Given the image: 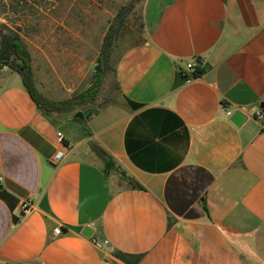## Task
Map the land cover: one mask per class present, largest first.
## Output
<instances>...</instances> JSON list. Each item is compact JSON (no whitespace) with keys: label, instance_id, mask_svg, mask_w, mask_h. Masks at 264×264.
Masks as SVG:
<instances>
[{"label":"crops","instance_id":"1","mask_svg":"<svg viewBox=\"0 0 264 264\" xmlns=\"http://www.w3.org/2000/svg\"><path fill=\"white\" fill-rule=\"evenodd\" d=\"M141 20L82 120L0 67V264H264V0H143ZM24 43L46 99L90 84V65Z\"/></svg>","mask_w":264,"mask_h":264},{"label":"rangeland","instance_id":"2","mask_svg":"<svg viewBox=\"0 0 264 264\" xmlns=\"http://www.w3.org/2000/svg\"><path fill=\"white\" fill-rule=\"evenodd\" d=\"M142 1L0 0V34L18 31L23 41L62 52L68 61L80 59L90 65L92 78L103 38L117 14L124 13L112 57L142 41ZM68 28L74 35L61 32Z\"/></svg>","mask_w":264,"mask_h":264},{"label":"trees","instance_id":"3","mask_svg":"<svg viewBox=\"0 0 264 264\" xmlns=\"http://www.w3.org/2000/svg\"><path fill=\"white\" fill-rule=\"evenodd\" d=\"M123 14H117L112 22L110 23L107 32L103 38L102 45L100 47V52L94 66V73L91 78L90 84L72 96L71 98L51 101L46 99L36 88L33 80V72L31 67V55L27 50L25 43L18 31H11L9 34H0V67L8 66L15 71H17L21 77L23 84L27 91L29 92L31 98L36 103L38 108L44 113L52 112H76L79 110H89V115L95 110V99L100 92V87L105 74L113 69L116 57L113 55V41L116 38L117 32L119 31L122 22ZM141 20V29H142ZM138 43V42H136ZM135 44V43H134ZM203 68L200 65H196L195 75L201 74ZM88 115V116H89ZM75 120H79L74 118ZM101 155L104 156L105 153L102 151ZM106 167L111 166V162L105 158ZM119 258L130 263H135L139 257H135L134 260H129L122 253H116Z\"/></svg>","mask_w":264,"mask_h":264},{"label":"built area","instance_id":"4","mask_svg":"<svg viewBox=\"0 0 264 264\" xmlns=\"http://www.w3.org/2000/svg\"><path fill=\"white\" fill-rule=\"evenodd\" d=\"M196 65L197 64L195 62L188 63L186 65V67H185L186 72L181 71V73H182V75H183V77H184L186 82H190V81H192L194 79ZM187 72L189 74H186ZM231 112H232L231 110H226L225 114L227 116H229V115H231ZM257 116L261 118L262 117L261 112H258ZM56 138H57L58 141H62L63 140V135H62V133L60 131L56 132ZM62 158H63V152L61 150H58V151H56L54 153L52 160H53V162L55 164H58V163L61 162ZM1 180L2 179H1V176H0V183H1ZM31 208L32 207L30 205H28L26 202L23 203L21 205V207H20V209L23 212L30 211ZM61 232H62L61 226H57L56 228L53 229L52 234L55 236V235H59ZM89 239L91 240V243L98 249H102L103 247H105L107 245V241L106 240H99V239H96V238H94L92 236H90Z\"/></svg>","mask_w":264,"mask_h":264},{"label":"water","instance_id":"5","mask_svg":"<svg viewBox=\"0 0 264 264\" xmlns=\"http://www.w3.org/2000/svg\"><path fill=\"white\" fill-rule=\"evenodd\" d=\"M196 63H199V61H196ZM88 115H89V110H84V111L79 110L73 114V117L82 120ZM245 119L246 116L239 110L233 111V113H231L229 118V120L236 126H239ZM91 233L92 230L89 227H85L82 232V234L88 238L91 236Z\"/></svg>","mask_w":264,"mask_h":264}]
</instances>
